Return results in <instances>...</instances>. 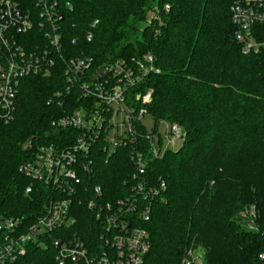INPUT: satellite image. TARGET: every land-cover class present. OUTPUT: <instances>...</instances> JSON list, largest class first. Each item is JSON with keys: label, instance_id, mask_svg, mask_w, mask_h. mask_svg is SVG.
Segmentation results:
<instances>
[{"label": "trees", "instance_id": "obj_1", "mask_svg": "<svg viewBox=\"0 0 264 264\" xmlns=\"http://www.w3.org/2000/svg\"><path fill=\"white\" fill-rule=\"evenodd\" d=\"M36 13V0H14ZM234 0H59L63 48L49 76L19 80L15 118L0 123V221L19 218L26 230L46 214L52 201L68 197L21 172L35 147L67 146L76 131L52 126L54 119L83 103L79 90L67 92L66 58L90 57L99 66L125 59L154 68L128 91L129 103L147 109L156 131L160 122L178 123L185 138L161 157L152 153L146 127L127 144L109 153L99 140L87 170L81 169L72 207L87 241L100 223L89 201L117 204L137 183L132 153L147 161L149 184L166 189L154 197L138 195L133 226L148 231L145 264H179L191 246L204 251L205 264H261L264 253V50L245 53L232 20ZM143 24V28L138 25ZM37 28L22 36L40 37ZM92 33V40L88 34ZM63 92L62 99L56 98ZM151 94L143 104L137 94ZM101 186L98 196L94 188ZM31 187V192L26 190ZM134 193V192H133ZM255 205L259 231L238 219ZM149 208L147 219L138 217ZM3 237L0 231V239ZM96 243V242H94ZM6 264H58L56 249L27 245V252Z\"/></svg>", "mask_w": 264, "mask_h": 264}, {"label": "built area", "instance_id": "obj_2", "mask_svg": "<svg viewBox=\"0 0 264 264\" xmlns=\"http://www.w3.org/2000/svg\"><path fill=\"white\" fill-rule=\"evenodd\" d=\"M38 11H25L14 0H0V123L15 118L19 80L30 75L49 76L56 65V56L63 48L60 30L61 12L54 0H36ZM232 20L237 27L236 38L245 53L264 50V0H234L231 5ZM37 28L40 37L28 43L22 36ZM93 34H88L92 40ZM154 57L145 56V63L135 65L125 59L111 60L99 66L90 57L66 58L65 75L69 83L67 92L79 90L84 99L72 112L53 120L52 126L61 130H74L75 137L68 145L49 143L34 146L32 157L21 165V172L28 177L51 186L68 197L52 201L45 215L40 216L26 230L21 229L19 218L0 221V264L15 262L27 252L28 244L45 247L49 243L56 249L58 264H145L150 250V237L146 229L133 226L132 215L138 207V195L144 199L154 197L166 189L152 186L144 180L147 161L141 151L135 150L132 159L137 167V183L126 199L117 204L103 203L100 199L89 201L100 223L90 230L97 239L87 241L84 232L76 229L78 216L72 203L80 182V170L89 168L94 145L102 140L105 151L112 153L118 146L137 139L141 126L146 127V137L152 153L161 157L169 148L177 149L185 138L178 123H166L167 146L163 147L159 127L147 123L150 116L143 106L137 109L129 103L128 91L136 86L154 68ZM76 89V90H75ZM63 92L56 98L62 99ZM137 99L150 101L151 94ZM151 117V116H150ZM178 146V147H177ZM31 192V187L26 190ZM134 192V193H133ZM98 196L101 186L94 188ZM149 208H143L138 217L146 218ZM241 224L248 230L259 231L258 211L249 205L238 214ZM96 242V243H94ZM204 251L191 246L184 251L179 264H205ZM264 264V253L260 255Z\"/></svg>", "mask_w": 264, "mask_h": 264}, {"label": "rangeland", "instance_id": "obj_3", "mask_svg": "<svg viewBox=\"0 0 264 264\" xmlns=\"http://www.w3.org/2000/svg\"><path fill=\"white\" fill-rule=\"evenodd\" d=\"M58 2H59V0H58ZM138 27L142 29L143 28V24H139ZM147 123L151 125V117L150 116L147 119ZM159 130H160V133H161V138H162V140H164V141H162V145H163V147H166L167 146V140H166V123L165 122L161 123V125L159 127Z\"/></svg>", "mask_w": 264, "mask_h": 264}, {"label": "water", "instance_id": "obj_4", "mask_svg": "<svg viewBox=\"0 0 264 264\" xmlns=\"http://www.w3.org/2000/svg\"><path fill=\"white\" fill-rule=\"evenodd\" d=\"M56 6H58V0H54ZM61 20H63V15L61 14Z\"/></svg>", "mask_w": 264, "mask_h": 264}]
</instances>
